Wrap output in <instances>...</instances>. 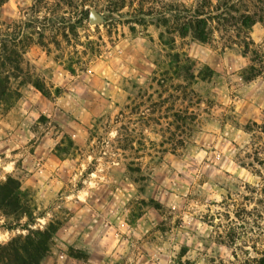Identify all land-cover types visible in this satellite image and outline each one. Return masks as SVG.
I'll list each match as a JSON object with an SVG mask.
<instances>
[{
	"label": "rangeland",
	"instance_id": "obj_1",
	"mask_svg": "<svg viewBox=\"0 0 264 264\" xmlns=\"http://www.w3.org/2000/svg\"><path fill=\"white\" fill-rule=\"evenodd\" d=\"M202 1L3 5L0 40L29 47L0 98V185L31 218L0 211V243L30 220L56 228L42 264H264V23L247 48L181 36L176 9Z\"/></svg>",
	"mask_w": 264,
	"mask_h": 264
},
{
	"label": "trees",
	"instance_id": "obj_2",
	"mask_svg": "<svg viewBox=\"0 0 264 264\" xmlns=\"http://www.w3.org/2000/svg\"><path fill=\"white\" fill-rule=\"evenodd\" d=\"M7 1L0 0V12ZM176 12L180 15L175 17L173 24L181 36L190 35L201 43H209L217 32L226 48H230L231 43L247 48L250 30L257 23H264V0H218L216 6H213L210 0H203L193 12L184 10L186 16L180 13L179 9H176ZM3 25L0 20V31ZM11 26L18 28L17 23ZM11 26H8V29ZM17 35L19 36L20 32L15 30L12 37L4 34L10 37L8 43L0 40V98L6 95L10 77L16 78V73L22 72V56L29 47V44H24L21 39L14 40L13 36ZM237 40L240 42H235ZM27 41H30L29 38ZM6 73L10 76H5ZM35 86L46 95L39 83ZM0 211L7 216L23 215L31 218L29 201L21 190L19 181L10 178L0 185ZM30 223L29 220L25 226L16 223L4 227L9 232L21 230L28 233L17 235L6 243H0V264H42L45 260L53 243L56 228L50 226L45 230L35 231L29 229Z\"/></svg>",
	"mask_w": 264,
	"mask_h": 264
}]
</instances>
